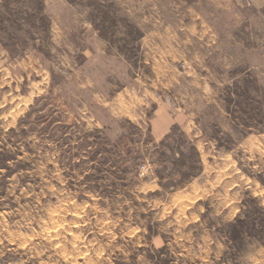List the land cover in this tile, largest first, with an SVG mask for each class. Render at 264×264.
<instances>
[{"label":"rangeland","instance_id":"374dc122","mask_svg":"<svg viewBox=\"0 0 264 264\" xmlns=\"http://www.w3.org/2000/svg\"><path fill=\"white\" fill-rule=\"evenodd\" d=\"M0 264H264V3L0 0Z\"/></svg>","mask_w":264,"mask_h":264},{"label":"crops","instance_id":"0c3cea01","mask_svg":"<svg viewBox=\"0 0 264 264\" xmlns=\"http://www.w3.org/2000/svg\"><path fill=\"white\" fill-rule=\"evenodd\" d=\"M233 1L236 4H241V5L264 3V0H233ZM179 116L180 115L171 114L168 111L167 106L158 105L148 117L149 132L153 140L154 141L161 140L169 132L172 126L178 123ZM196 148L198 149L197 146ZM220 157L226 159V154H223Z\"/></svg>","mask_w":264,"mask_h":264},{"label":"built area","instance_id":"2783aa9c","mask_svg":"<svg viewBox=\"0 0 264 264\" xmlns=\"http://www.w3.org/2000/svg\"><path fill=\"white\" fill-rule=\"evenodd\" d=\"M143 174H144V172H143V171H141V172H140V175H143Z\"/></svg>","mask_w":264,"mask_h":264},{"label":"trees","instance_id":"16d2710c","mask_svg":"<svg viewBox=\"0 0 264 264\" xmlns=\"http://www.w3.org/2000/svg\"><path fill=\"white\" fill-rule=\"evenodd\" d=\"M233 230L235 231L236 230V227H233Z\"/></svg>","mask_w":264,"mask_h":264}]
</instances>
